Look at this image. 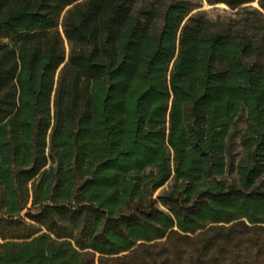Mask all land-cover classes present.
Instances as JSON below:
<instances>
[{
	"label": "trees",
	"instance_id": "obj_1",
	"mask_svg": "<svg viewBox=\"0 0 264 264\" xmlns=\"http://www.w3.org/2000/svg\"><path fill=\"white\" fill-rule=\"evenodd\" d=\"M190 13L0 0V264H264V18Z\"/></svg>",
	"mask_w": 264,
	"mask_h": 264
},
{
	"label": "rangeland",
	"instance_id": "obj_2",
	"mask_svg": "<svg viewBox=\"0 0 264 264\" xmlns=\"http://www.w3.org/2000/svg\"><path fill=\"white\" fill-rule=\"evenodd\" d=\"M170 1V0H169ZM181 1L191 9L190 14H202L205 19L209 21L211 26L218 27L221 30L230 28L233 31H240L242 27H247V24L244 25V19L247 14L252 13V17H255L253 13L258 11L261 14V17L264 18V11L259 9L256 2L249 3L238 7L235 10H231L227 3L232 0H175ZM249 27V26H248ZM66 51L67 47L65 46ZM241 127L239 123L235 129V136L233 137L231 144L232 154L235 155L237 159L238 154L240 153V148L238 146V131ZM160 189L154 193V197L159 193Z\"/></svg>",
	"mask_w": 264,
	"mask_h": 264
}]
</instances>
